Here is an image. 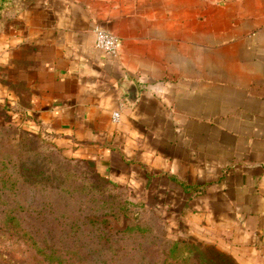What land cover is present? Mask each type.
<instances>
[{
	"label": "crops",
	"instance_id": "obj_1",
	"mask_svg": "<svg viewBox=\"0 0 264 264\" xmlns=\"http://www.w3.org/2000/svg\"><path fill=\"white\" fill-rule=\"evenodd\" d=\"M24 97L175 231L264 264V0H29L0 29V106Z\"/></svg>",
	"mask_w": 264,
	"mask_h": 264
},
{
	"label": "rangeland",
	"instance_id": "obj_2",
	"mask_svg": "<svg viewBox=\"0 0 264 264\" xmlns=\"http://www.w3.org/2000/svg\"><path fill=\"white\" fill-rule=\"evenodd\" d=\"M28 1L9 0L0 29ZM25 109V97L0 106V264H242L213 235L175 231L69 135L29 128Z\"/></svg>",
	"mask_w": 264,
	"mask_h": 264
},
{
	"label": "built area",
	"instance_id": "obj_3",
	"mask_svg": "<svg viewBox=\"0 0 264 264\" xmlns=\"http://www.w3.org/2000/svg\"><path fill=\"white\" fill-rule=\"evenodd\" d=\"M96 35V47L102 50L106 55L111 57H117L120 50V38L107 28L96 25L94 28ZM120 120V112H113V121L118 122Z\"/></svg>",
	"mask_w": 264,
	"mask_h": 264
},
{
	"label": "trees",
	"instance_id": "obj_4",
	"mask_svg": "<svg viewBox=\"0 0 264 264\" xmlns=\"http://www.w3.org/2000/svg\"><path fill=\"white\" fill-rule=\"evenodd\" d=\"M9 7V0H0V13L4 12V10H6L7 8ZM15 225V224H14ZM12 232H10L12 235L15 233L19 236V239L22 241L23 244L26 243V230H11ZM14 232V233H13ZM174 246H183V247H186L188 248V252L192 253L193 255H195V249H194V245L189 243V242H184V241H181V242H178L176 243ZM200 250H198L199 252ZM198 255V254H197ZM201 256L203 259L206 258V254L204 252H201V254L199 255ZM206 262H209L211 264H222V263H219L217 261H213L212 257L210 256ZM51 263V262H50ZM52 264H56V263H52ZM57 264H61V263H57Z\"/></svg>",
	"mask_w": 264,
	"mask_h": 264
},
{
	"label": "water",
	"instance_id": "obj_5",
	"mask_svg": "<svg viewBox=\"0 0 264 264\" xmlns=\"http://www.w3.org/2000/svg\"><path fill=\"white\" fill-rule=\"evenodd\" d=\"M130 88L132 89L129 91L130 97L128 98V101L131 104H134L138 98V87L135 83L131 84Z\"/></svg>",
	"mask_w": 264,
	"mask_h": 264
}]
</instances>
